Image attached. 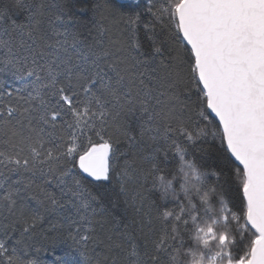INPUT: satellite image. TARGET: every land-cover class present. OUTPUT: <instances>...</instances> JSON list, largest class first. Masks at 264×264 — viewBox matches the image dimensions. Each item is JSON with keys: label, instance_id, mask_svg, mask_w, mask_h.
<instances>
[{"label": "snow or ice", "instance_id": "snow-or-ice-1", "mask_svg": "<svg viewBox=\"0 0 264 264\" xmlns=\"http://www.w3.org/2000/svg\"><path fill=\"white\" fill-rule=\"evenodd\" d=\"M57 252L264 264V0H0V264Z\"/></svg>", "mask_w": 264, "mask_h": 264}, {"label": "trees", "instance_id": "trees-1", "mask_svg": "<svg viewBox=\"0 0 264 264\" xmlns=\"http://www.w3.org/2000/svg\"><path fill=\"white\" fill-rule=\"evenodd\" d=\"M86 2L87 3H91L92 2V0H86ZM119 4H131V3H122V2H119V1H117ZM54 222V221H53ZM49 227V223H44L43 224V228H48ZM59 247H63L64 249H66L67 248V245H62V246H59ZM50 257H51V259H49L48 260V262H47V264H52V261L58 256V255H60V253L59 252H57V253H49L48 254Z\"/></svg>", "mask_w": 264, "mask_h": 264}, {"label": "water", "instance_id": "water-1", "mask_svg": "<svg viewBox=\"0 0 264 264\" xmlns=\"http://www.w3.org/2000/svg\"><path fill=\"white\" fill-rule=\"evenodd\" d=\"M117 1L122 2V3H131L132 2V0H117Z\"/></svg>", "mask_w": 264, "mask_h": 264}]
</instances>
